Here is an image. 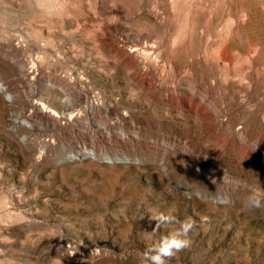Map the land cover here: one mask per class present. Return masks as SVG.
Returning a JSON list of instances; mask_svg holds the SVG:
<instances>
[{"label": "rangeland", "instance_id": "374dc122", "mask_svg": "<svg viewBox=\"0 0 264 264\" xmlns=\"http://www.w3.org/2000/svg\"><path fill=\"white\" fill-rule=\"evenodd\" d=\"M0 84V264H264V0H0Z\"/></svg>", "mask_w": 264, "mask_h": 264}, {"label": "clouds", "instance_id": "9594fccd", "mask_svg": "<svg viewBox=\"0 0 264 264\" xmlns=\"http://www.w3.org/2000/svg\"><path fill=\"white\" fill-rule=\"evenodd\" d=\"M244 207L252 211L264 210V186H258L249 192L244 201ZM152 219L155 221L154 231H159L162 227H167L170 224H178L179 227L162 236L158 243L145 250L142 253L140 264H170L171 259L177 253L190 246L191 241L188 235L195 226V221L191 218L180 221L171 213L163 212L156 214Z\"/></svg>", "mask_w": 264, "mask_h": 264}, {"label": "bare ground", "instance_id": "6f19581e", "mask_svg": "<svg viewBox=\"0 0 264 264\" xmlns=\"http://www.w3.org/2000/svg\"><path fill=\"white\" fill-rule=\"evenodd\" d=\"M1 85H2V84H0V88L2 87ZM69 93H72L73 95H75V96H76V92H75V90H74V89H70V92H69ZM72 94H71V95H72ZM76 97H77V96H76ZM80 97H81V96H80ZM97 103H98V102H97ZM102 104H103V103H102ZM45 106H46V104H45ZM112 107H113V106H112ZM48 108H49V107H48ZM50 109H51V108H50ZM92 109H93V108H92ZM57 118H58V117H57ZM55 120H56V119H55ZM57 120H58V119H57ZM57 120H56V122H55V123H58V122H57ZM69 121H70V120H69Z\"/></svg>", "mask_w": 264, "mask_h": 264}]
</instances>
